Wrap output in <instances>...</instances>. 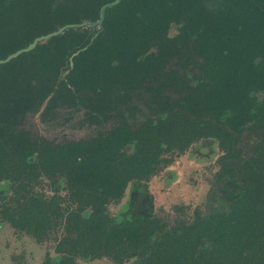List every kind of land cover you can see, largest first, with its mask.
I'll list each match as a JSON object with an SVG mask.
<instances>
[{
  "label": "trees",
  "instance_id": "1",
  "mask_svg": "<svg viewBox=\"0 0 264 264\" xmlns=\"http://www.w3.org/2000/svg\"><path fill=\"white\" fill-rule=\"evenodd\" d=\"M112 1L0 0V59L97 21ZM34 114H77L92 132L31 137ZM260 138L264 0H121L100 27L69 28L0 64V217L37 241L63 226L59 258L42 264H264ZM200 141L221 153L207 195L216 206L125 223L108 214L128 185ZM43 177L67 195L37 192Z\"/></svg>",
  "mask_w": 264,
  "mask_h": 264
},
{
  "label": "rangeland",
  "instance_id": "2",
  "mask_svg": "<svg viewBox=\"0 0 264 264\" xmlns=\"http://www.w3.org/2000/svg\"><path fill=\"white\" fill-rule=\"evenodd\" d=\"M77 114L70 121L64 120L62 115L55 120L42 121L39 114L30 115L26 119V128L30 136L51 138H85L92 130L80 126ZM247 133L242 138L248 140ZM252 139V138H251ZM263 140L264 138H260ZM220 150L217 144L209 141L195 143L186 151L175 155L171 163L161 168L151 176L146 186L152 196V204L158 211L170 213L175 206L183 205L187 214L200 205L207 203L210 182L214 171L217 170V159ZM35 190L49 198L54 194L64 195L63 190L55 191L51 180L43 177ZM11 195V192L8 194ZM133 189L119 203H111L107 207L108 214L113 219L120 218V209L129 208L134 202ZM149 207V206H148ZM205 207V205H204ZM1 208V202H0ZM151 208V207H149ZM141 212L135 211L131 217ZM62 228L48 235L42 241H37L29 233L13 227L8 221L0 217V264H42L46 257L55 259L57 240ZM133 259L125 260L123 264H133ZM75 264H115L107 257L96 259H77Z\"/></svg>",
  "mask_w": 264,
  "mask_h": 264
},
{
  "label": "flooded vegetation",
  "instance_id": "3",
  "mask_svg": "<svg viewBox=\"0 0 264 264\" xmlns=\"http://www.w3.org/2000/svg\"><path fill=\"white\" fill-rule=\"evenodd\" d=\"M221 154V153H220ZM219 157V156H218ZM217 162V161H216ZM214 173H215V171H214ZM213 176H214V174H213ZM149 181V180H148ZM148 181H146V182H142V185L141 186H138V187H134L133 185H128V187L126 188V190H125V192H124V195L119 199V202L121 201V200H123V198L126 196V193L129 195V192L133 189V195L132 196H134V202L130 205V207L129 208H121L120 209V212H119V214H120V218L119 219H117L118 220V222H123V223H125L126 221H131V220H135V219H137V218H139V219H142V218H146V217H149V216H152V215H157V216H161V217H165L166 215H167V212H163V210L160 212V211H158V210H156L155 209V207H154V204H152V196H151V194L149 193V191H148V187L146 186V183H148ZM63 186H64V184H61V186H59L58 187V189H57V192L59 191V190H63L64 192H65V194L63 195V196H65V195H67V192L65 191V189L63 188ZM221 189V194H222V196L223 195H226V189L225 188H220ZM56 195H60V194H56ZM62 196V195H61ZM221 201V199L220 198H217V199H211V200H209L208 199V201H207V203H210V204H212V205H214V206H216L217 205V203L218 202H220ZM118 202V203H119ZM64 204L62 203V206H63ZM205 205V204H204ZM204 205H198V206H196L193 210H192V212H191V214H187V208L185 207V206H183V205H179V206H177V207H180V209L185 213L184 215L186 216V217H188V218H190L192 215H193V212H194V210L196 209V208H198V207H204ZM151 207V208H149V207ZM176 207V206H175ZM135 211H139V212H141V214H137V216H134V217H131L133 214H134V212ZM173 211V210H172ZM171 211V212H172ZM181 211V212H182ZM170 212V213H171ZM62 228V232H61V236H60V238L57 240V243H56V245L58 244V242H59V240L62 238V235H63V232H64V229H63V226L62 225H59L56 229H55V231L57 230V229H59V228ZM47 238V237H46ZM46 238H44V239H46ZM43 239V240H44ZM56 248V247H55ZM55 251V250H54ZM56 253V252H55ZM57 255H58V258H59V254L58 253H56ZM102 257H107V256H102ZM101 258V257H100ZM107 258H109V257H107ZM110 259V258H109ZM130 259H133V262H134V258H130ZM77 260V259H76ZM76 260H75V263H76ZM124 263V262H123ZM122 263V264H123ZM134 264V263H133Z\"/></svg>",
  "mask_w": 264,
  "mask_h": 264
},
{
  "label": "water",
  "instance_id": "4",
  "mask_svg": "<svg viewBox=\"0 0 264 264\" xmlns=\"http://www.w3.org/2000/svg\"><path fill=\"white\" fill-rule=\"evenodd\" d=\"M120 1L121 0H114L110 3L103 5L100 8L99 19L97 21H95V22L83 21L80 24H68V25L62 26L61 28H59L58 30H56L54 32L39 36V37L35 38L30 44H28L25 48L19 49L14 53L9 54L4 59H0V64L9 62L10 60L16 58L17 56L32 50L38 43H41L42 41H45V40H47V39H49L55 35H59L69 28L83 27V26H90V27L98 26V27H100L102 25L103 20H104L105 10L107 8H111L113 6H116Z\"/></svg>",
  "mask_w": 264,
  "mask_h": 264
}]
</instances>
